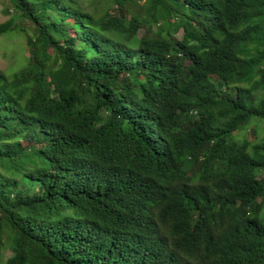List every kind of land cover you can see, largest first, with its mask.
Returning <instances> with one entry per match:
<instances>
[{
  "label": "trees",
  "instance_id": "1",
  "mask_svg": "<svg viewBox=\"0 0 264 264\" xmlns=\"http://www.w3.org/2000/svg\"><path fill=\"white\" fill-rule=\"evenodd\" d=\"M7 1L0 264H264V0Z\"/></svg>",
  "mask_w": 264,
  "mask_h": 264
},
{
  "label": "rangeland",
  "instance_id": "2",
  "mask_svg": "<svg viewBox=\"0 0 264 264\" xmlns=\"http://www.w3.org/2000/svg\"><path fill=\"white\" fill-rule=\"evenodd\" d=\"M85 5H87L90 0H82ZM143 3V0H141ZM9 4L7 0H0V23L4 22L9 18L8 15L4 13L5 7ZM143 30H140V35ZM27 61V47L25 38L22 35H11L8 37L0 38V70L12 76L14 73L19 71ZM257 120H254V122ZM264 123V121H262ZM260 122L258 124L260 137H264V124ZM6 257L11 254L5 252Z\"/></svg>",
  "mask_w": 264,
  "mask_h": 264
}]
</instances>
